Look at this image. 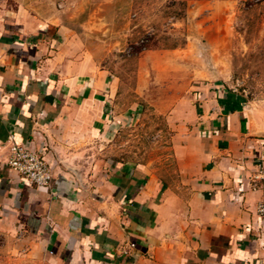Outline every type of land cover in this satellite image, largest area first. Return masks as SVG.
Returning a JSON list of instances; mask_svg holds the SVG:
<instances>
[{
    "label": "crops",
    "instance_id": "crops-1",
    "mask_svg": "<svg viewBox=\"0 0 264 264\" xmlns=\"http://www.w3.org/2000/svg\"><path fill=\"white\" fill-rule=\"evenodd\" d=\"M143 69L135 92L171 131L166 175L150 162L96 155L115 131L118 80L82 36L59 13L0 4V261L264 264L254 179L264 111L234 91L191 93L189 78L144 97ZM12 143L43 156L48 188L9 168Z\"/></svg>",
    "mask_w": 264,
    "mask_h": 264
},
{
    "label": "rangeland",
    "instance_id": "rangeland-1",
    "mask_svg": "<svg viewBox=\"0 0 264 264\" xmlns=\"http://www.w3.org/2000/svg\"><path fill=\"white\" fill-rule=\"evenodd\" d=\"M15 1L42 17L59 13L62 23L82 36L118 80L115 131L109 138L101 137V150H95L102 158L150 162L162 175L172 172L166 120L135 92L141 64L144 97H160L159 90H181L189 78L191 93L234 91L252 109L264 111V0H1L0 4Z\"/></svg>",
    "mask_w": 264,
    "mask_h": 264
},
{
    "label": "built area",
    "instance_id": "built-area-1",
    "mask_svg": "<svg viewBox=\"0 0 264 264\" xmlns=\"http://www.w3.org/2000/svg\"><path fill=\"white\" fill-rule=\"evenodd\" d=\"M1 1V0H0ZM261 158V164L257 175L254 179L260 182L262 188V197L257 204L256 212L260 217L264 218V163ZM9 168L23 177L29 184L46 189L52 181V171L50 165L42 155L30 151L23 145L12 143L9 146ZM129 244L128 247H133ZM123 254L127 253V249L122 250Z\"/></svg>",
    "mask_w": 264,
    "mask_h": 264
}]
</instances>
